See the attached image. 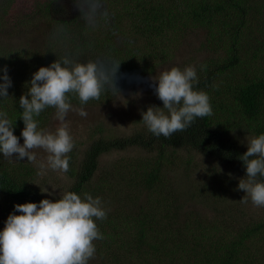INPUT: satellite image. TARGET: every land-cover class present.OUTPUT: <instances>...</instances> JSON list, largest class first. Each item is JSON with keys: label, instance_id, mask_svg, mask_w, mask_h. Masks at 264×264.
I'll return each instance as SVG.
<instances>
[{"label": "trees", "instance_id": "trees-1", "mask_svg": "<svg viewBox=\"0 0 264 264\" xmlns=\"http://www.w3.org/2000/svg\"><path fill=\"white\" fill-rule=\"evenodd\" d=\"M66 1L78 7L72 20L67 12L60 15V0H23L20 22L24 23L18 28L39 18L48 26L46 19L55 17L62 34L54 46L31 49L24 43L20 50L0 46V76L6 66L12 80L8 96L0 97V112L14 123V135L18 137L25 127L19 99L27 94L32 75L41 66L64 58L73 64L96 62L109 73L121 61L114 77L117 89L109 80L99 98L86 104L76 92L66 94L71 106H99L138 81L146 66L149 72L155 71L158 63L173 60L179 47L190 42L189 51L197 54L204 48L207 56L194 65L189 60L182 65L195 68L198 82L193 90L206 93L212 107L210 116L196 118L191 127L170 139L157 138L142 117L143 131L108 139L103 134L106 124L98 120L83 141L87 146L79 153L69 152L71 181L66 193L74 192L82 200L85 193L98 197L107 213L102 220L93 218L102 238L93 241L95 253L88 264H264V206L257 218L237 208V200H229V189L235 191L238 180H229L230 186L221 173L213 172L216 166L247 179L246 166L239 159L248 147L243 139L264 134V0ZM16 2L0 0V25L8 20V8ZM84 6L100 20L82 23ZM97 25L102 28L94 29ZM77 28L80 33L75 35ZM147 59L154 65L149 66ZM10 98L12 106L7 110ZM54 110L49 106L34 116L38 131L47 126ZM166 115H170L168 110ZM132 145L155 152L148 157L127 155L100 169L102 155ZM183 147L185 164L191 162L192 152L215 164L204 180L199 179L197 188L202 193L198 196L191 191L176 193L167 179L173 163L168 153ZM28 167L21 161L11 163L0 153L3 206L39 204L42 199L54 201L62 196L48 198L29 185ZM185 201L215 204L210 215L204 210H182ZM216 204H233L236 211L226 215ZM4 226L0 221V231Z\"/></svg>", "mask_w": 264, "mask_h": 264}, {"label": "clouds", "instance_id": "clouds-1", "mask_svg": "<svg viewBox=\"0 0 264 264\" xmlns=\"http://www.w3.org/2000/svg\"><path fill=\"white\" fill-rule=\"evenodd\" d=\"M120 62L111 73L96 62L73 64L68 58L41 66L32 75L27 94L19 99L23 109L20 117L25 125L21 131L23 144L14 135V123L7 118V113L0 112V153L4 158L22 160L26 157L32 162L36 159L32 150L43 148L50 153L48 166L67 172L69 158L66 154L74 146L67 125L62 124L55 134L38 131L34 116L50 106L56 109V118L63 122L72 110L66 94L76 92L82 104L98 99L109 80L115 87L114 77ZM2 71L0 97H6L12 80L6 66ZM196 82V70L190 66L183 71L172 67L153 83L163 102L162 108L170 114L166 115L156 106L142 112V120L157 138L170 139L174 133L191 127L196 118L212 114L209 96L193 90ZM78 114L87 116L83 108ZM247 143V151L239 157L246 166L247 177V181L242 178L238 183V190L245 192L241 202L247 203L250 198L254 205L264 206V179H258L264 178V134ZM40 167L43 169L44 165ZM14 208L15 212L8 215L0 231V264H88L94 256L93 241L102 236L93 218L102 220L107 214L100 198L94 199L85 193L82 200L76 193L67 192L54 201L45 198L39 204L26 202L15 204Z\"/></svg>", "mask_w": 264, "mask_h": 264}, {"label": "rangeland", "instance_id": "rangeland-1", "mask_svg": "<svg viewBox=\"0 0 264 264\" xmlns=\"http://www.w3.org/2000/svg\"><path fill=\"white\" fill-rule=\"evenodd\" d=\"M60 1L62 3V11L59 12L60 15L62 16V14L67 12L71 19L73 17L72 15L77 12L78 7L76 8L73 4L66 0ZM24 9L25 7L23 0H17L14 6L8 8L7 15L5 16V18L8 20L3 19V22L0 25V46L8 49L19 47V50L21 47L25 48V44L31 49L49 48L54 46V40L62 34V30H60L59 25L56 22L57 18L52 17V20L46 19L50 24L48 26H46V21L44 19L39 18L34 22L28 23L26 27L21 26V28H18L24 23L20 22V20L23 18ZM80 13L82 14L80 18H83L82 23L84 24H92L100 20L98 19L99 15H93L91 8L88 6H84L82 12ZM60 15H57L56 17H61ZM110 27L111 31L116 30L114 26ZM100 28L102 27L97 25L94 29ZM79 33L80 29L77 28L75 35H78ZM194 42L198 46L200 41L196 39ZM192 47L193 45L190 42L180 46L179 49H181V51L175 56V58H173V60L158 63L155 67V71L153 72H149L146 66L144 71L138 74V81H136L131 86L118 91L113 99L108 102L99 104V106L78 107L72 105V110L68 112L63 122L56 118L55 109L53 112H51L47 126L42 131L55 134L57 129L61 127L62 124H66L67 130L73 139L74 146L72 150H74L76 153H79L80 149L87 146V144L83 141L86 140L89 132L98 120H102L106 124V130L103 131V134L105 138L108 139L132 136L136 133V131H143V126L145 123L143 124V122L140 120L142 117L141 114L142 112H146L149 106L161 107L159 109L160 111H164L165 114L167 112V109L162 108L163 102L158 98V95L153 87V83L158 81L160 75L163 72L169 71L172 67H178L181 71H183L185 69V67L182 65L183 62H187V60H189L191 65H194L207 56V51L204 48L195 54L189 51ZM147 62L149 66L154 65L150 59H147ZM11 106L12 100L10 98L7 102V110L8 108L10 109ZM81 108L87 112L86 117H82L78 114V111ZM18 138L19 143L23 144V137L21 136V133L19 134ZM251 139L252 138L246 136L243 140L250 141ZM144 147V145L143 147L132 145L124 149L111 150L101 156L100 169L102 167L104 170L113 162L119 163L120 159L127 155H138L141 157L152 156L154 149L148 150V148ZM32 151L36 157L35 161L30 162L26 157L22 160H17L15 157L7 158V160L11 163H19V161H21L25 164H28V183L32 187L36 188L44 196L48 198H54L66 193L71 181L69 179L68 173L59 169H51L48 166V156L50 153L46 152L43 148H36ZM68 154L69 153L66 154L67 157H69ZM191 154V162L189 164H185L187 152L184 147L177 149L175 152L170 151L168 155L173 160V163L171 164L170 170L166 173L167 179L170 180L169 184L171 186L172 184L174 185V190L176 193H186L191 191L193 196H198L202 193V190L197 188V185H201V180L199 179L204 180L208 173V169L213 168L215 164L211 160L196 152H192ZM40 165H44L43 169L40 167ZM213 172L221 173V175H223L222 178L226 179V183L230 186H233L230 183L236 182L237 180L239 183L240 179L243 178L230 174L227 172V170L220 169L216 166L214 167ZM243 179L247 181L246 178ZM229 180L233 182L229 183ZM235 186L238 185H234V187ZM229 192L231 194L229 200H237V208L243 209L248 213V215H252L255 218L262 215L263 207L254 205L250 198L246 197L248 200L247 203L241 202V199L245 195L244 191L238 190V187H235V191L233 188H230ZM208 204L211 206L208 207ZM208 204L204 205L200 202L194 203L185 201L182 210H204L206 213L211 215L213 204H215V202L208 201ZM14 205L15 204L12 203L3 206L2 198L0 197L1 222L5 223V215L8 217L10 213L15 212ZM2 206L3 210H5L4 214L1 213ZM216 208L218 210H225L226 215L229 216H231L233 211H236V208L233 204L231 207H229V205L223 207L219 204H216ZM225 221H228V219Z\"/></svg>", "mask_w": 264, "mask_h": 264}]
</instances>
